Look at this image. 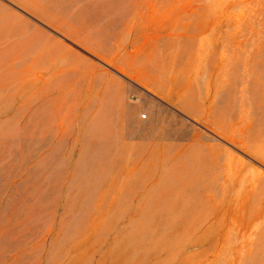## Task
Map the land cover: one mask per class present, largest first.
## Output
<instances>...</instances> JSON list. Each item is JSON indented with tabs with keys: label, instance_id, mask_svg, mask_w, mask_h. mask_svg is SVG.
I'll return each instance as SVG.
<instances>
[{
	"label": "rangeland",
	"instance_id": "374dc122",
	"mask_svg": "<svg viewBox=\"0 0 264 264\" xmlns=\"http://www.w3.org/2000/svg\"><path fill=\"white\" fill-rule=\"evenodd\" d=\"M0 264H264V0H0Z\"/></svg>",
	"mask_w": 264,
	"mask_h": 264
}]
</instances>
